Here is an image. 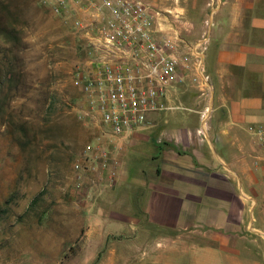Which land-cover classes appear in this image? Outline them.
<instances>
[{
  "label": "rangeland",
  "instance_id": "rangeland-1",
  "mask_svg": "<svg viewBox=\"0 0 264 264\" xmlns=\"http://www.w3.org/2000/svg\"><path fill=\"white\" fill-rule=\"evenodd\" d=\"M147 1L164 30L189 44L204 35L190 8L197 0ZM72 21L71 2L56 14L40 0H0V27L15 37H0V264H148L169 243L159 233L149 247L135 239L132 202L122 198H137L136 151L100 138L120 160L111 186L100 183V170L74 167L99 127L77 82L83 38Z\"/></svg>",
  "mask_w": 264,
  "mask_h": 264
},
{
  "label": "crops",
  "instance_id": "crops-1",
  "mask_svg": "<svg viewBox=\"0 0 264 264\" xmlns=\"http://www.w3.org/2000/svg\"><path fill=\"white\" fill-rule=\"evenodd\" d=\"M197 1L190 8L205 23L201 71L210 84L192 81V71L141 132L112 142L142 161L132 180L137 198L122 201L132 202L140 248L158 233L169 243L148 264H264V149L249 129L264 125V0H215L212 8ZM109 157L119 168L117 156Z\"/></svg>",
  "mask_w": 264,
  "mask_h": 264
},
{
  "label": "built area",
  "instance_id": "built-area-1",
  "mask_svg": "<svg viewBox=\"0 0 264 264\" xmlns=\"http://www.w3.org/2000/svg\"><path fill=\"white\" fill-rule=\"evenodd\" d=\"M56 14L67 11L71 2L73 27L82 34L84 66L77 76L89 112L98 118L95 143H87L74 164L82 173L100 170V183L111 186L117 169L100 138L111 142L141 132L151 113L167 108L170 88L190 75L202 86L210 84L201 71V56L207 38L187 43L166 31L160 11L147 0H40ZM211 0V6L214 7ZM209 107L199 112L200 135ZM264 149V125L251 126ZM264 179V164L262 169Z\"/></svg>",
  "mask_w": 264,
  "mask_h": 264
},
{
  "label": "trees",
  "instance_id": "trees-1",
  "mask_svg": "<svg viewBox=\"0 0 264 264\" xmlns=\"http://www.w3.org/2000/svg\"><path fill=\"white\" fill-rule=\"evenodd\" d=\"M13 31H14L13 28L7 29V28L0 27V37L3 39V41H5V43L11 42V41L14 42L15 37L13 36Z\"/></svg>",
  "mask_w": 264,
  "mask_h": 264
}]
</instances>
